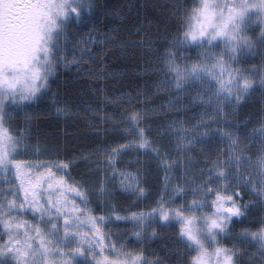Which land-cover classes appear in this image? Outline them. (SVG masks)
<instances>
[{"label": "trees", "instance_id": "obj_1", "mask_svg": "<svg viewBox=\"0 0 264 264\" xmlns=\"http://www.w3.org/2000/svg\"><path fill=\"white\" fill-rule=\"evenodd\" d=\"M200 1L84 0L79 15L72 18L80 34L90 41L85 54L73 68L57 67L40 93L23 105L33 117L31 135L17 147L39 149L45 159L78 157L71 175L89 189L97 214L103 215L112 206L122 214L149 212L164 179L167 165L159 156L129 149L115 158L118 171L134 173L143 181L142 186L151 191L146 197L126 194L117 185L111 165L98 155L109 145L125 141L122 128L132 108L144 113L142 126L147 129L146 135L160 148L161 155L167 151L165 159L169 162L180 155L185 163L198 169L204 167L206 157L216 159L219 155L224 159L228 155V140L220 130L238 135L249 146L247 150L259 154L262 139L254 133L264 125V89L259 83L264 72V24L250 31L248 45L239 48L236 67L243 75L254 78L255 83L248 91L233 85L225 98L207 71L200 70L199 79L193 75L183 80H178L173 71L201 61L211 68L216 57L221 64L230 66L231 54L207 59L199 52L200 45L186 36L194 27ZM212 70L219 73L220 67ZM237 96L241 97L239 101ZM201 119L203 123L198 124ZM13 123L23 127V112ZM179 129H207V133L184 145L178 139ZM177 144L182 151L176 148ZM22 155L18 159H31ZM141 155L144 157L138 158ZM240 191L243 199H237L241 205L250 198L259 201L244 188ZM260 210L259 203L249 205V216L256 219H252L251 225L239 221L231 231L237 233L246 226L254 229ZM156 224L158 233L164 235L151 236L144 243L145 256L152 258L154 264L187 260V253L182 255L180 247L183 243L176 237L179 227L160 218ZM252 249L251 245L249 251Z\"/></svg>", "mask_w": 264, "mask_h": 264}, {"label": "snow or ice", "instance_id": "obj_2", "mask_svg": "<svg viewBox=\"0 0 264 264\" xmlns=\"http://www.w3.org/2000/svg\"><path fill=\"white\" fill-rule=\"evenodd\" d=\"M216 14L215 8L209 5L208 0H202V7L197 10V17H194L198 18L197 26L186 33V36L193 40L198 35L206 36L208 28L213 26ZM70 15H79V9L72 6L69 0H0V92L6 96L10 94L12 103L17 104V108H13L11 104L6 106L0 101V168L7 169L14 175V180H10L8 184V190L0 192V223L5 229V232H0V255L12 254L17 264H24L23 258L28 255V250L34 247L31 241H35L39 244L37 251L42 250L45 254L60 253L61 264H74L75 256H84L89 260V264H154V260L146 257L142 248L140 251H124L125 245L118 246V243L111 239V229L105 230L109 218L116 221H142L146 218L144 212L127 211L122 214L112 206L103 215L93 214L92 208L89 207V189L71 175L78 157L45 159L43 153L37 149L25 153L31 159H17L21 153L16 151V147L30 137L33 118L26 108L18 104L17 89L33 95L42 90L40 80L47 79V76L42 77L41 74L42 62L47 58L55 60L58 50L62 55L66 56L67 53V49L59 44V35L54 34L52 29L59 18L67 19ZM220 15L223 16L222 10ZM223 35L224 28L218 27L212 39ZM216 66L220 67L219 73L212 70ZM255 67L253 65V70ZM200 70L207 71L211 80L219 85L217 91L231 92L233 89L230 85L248 91L255 83V79L250 75H243L241 69L219 63L218 57L211 68L201 61L199 64L192 63L189 68L183 70L173 69L178 80L193 75L199 79ZM259 83L264 89V72L260 74ZM177 87L180 85L177 84ZM28 98L21 96L20 100ZM240 99L241 97L237 96V100ZM20 112H23V127L13 123ZM144 119L142 111L135 108L128 111L125 117L127 123L122 128L127 137L125 141L109 145L98 155L111 165L113 175H116L118 170L115 158L129 149L150 151L167 165L149 215L158 213L162 221L171 219L179 222V228L175 231L176 237L187 241L186 245L182 244L180 247L183 249L182 255L187 253L188 258L178 264H264V188L256 189L253 182L251 187L259 196V201L250 198L241 205L237 199L238 196L243 199L239 183L232 187V180L227 172V167L230 166L226 164L228 160L234 159L237 162V172L240 170L239 161L242 158L247 157L251 161V156L245 151L249 146L244 144L238 135L224 133L229 138L228 155L224 159L219 155L216 159L206 157L204 167L198 169L190 162L185 163L180 155L172 157L169 162L165 159L167 151L161 155L160 148L146 135L147 129L142 126ZM197 123H203V120ZM176 148L183 150L180 144H177ZM260 151L264 153V138L261 140ZM141 157L144 155L138 156ZM258 161L264 169V156L258 157ZM120 175L124 173L121 172ZM236 179L239 181L240 177L237 176ZM248 179L249 177H244L245 182ZM68 180L72 183H68ZM142 185L143 181L138 178H130L125 187L146 197L151 189ZM73 196L79 198V203ZM177 200L180 202L177 203ZM257 203L261 205V210L255 228L246 226L233 233L231 229L237 222L245 221L251 225L252 219H256L250 218L248 208L249 205ZM29 209L33 214L42 210L47 213L52 219L50 228L62 231L64 240L68 239L69 234L78 237V240L65 247L63 242L57 243L47 238L41 225L23 218ZM205 209L212 211L205 212ZM73 218L86 223L89 226L87 230L73 231L67 227ZM200 219L209 221V231H219L220 238L213 237L211 251L194 230L195 222ZM140 228L143 229L142 223ZM21 231L23 237L19 235ZM158 234L164 235L162 232L158 233L155 227L149 231V236ZM131 235L143 239L140 230H133ZM85 237H89L87 248L82 243ZM221 240L226 243L222 244ZM253 243L256 247L249 251ZM228 244H231V247L227 246ZM192 252H195V255H192ZM69 253L71 257L68 256ZM124 256L131 257V261L121 259Z\"/></svg>", "mask_w": 264, "mask_h": 264}, {"label": "rangeland", "instance_id": "obj_3", "mask_svg": "<svg viewBox=\"0 0 264 264\" xmlns=\"http://www.w3.org/2000/svg\"><path fill=\"white\" fill-rule=\"evenodd\" d=\"M84 0H69L72 6L76 8H80L83 5ZM208 3L210 6H213L216 10V15L213 19V26H210L208 28V33L204 37L197 36L196 39H191V42L196 43L197 45H200L199 52L207 57V59H211L212 57L218 55L220 58H224L228 54H231V68H236L239 64V48L240 47H246L249 43L250 39V31L259 25L264 24V0H208ZM228 6H225V5ZM202 7V0L200 1L199 8ZM198 8V9H199ZM223 11V16L220 15V11ZM197 17V15L195 16ZM196 22L194 24V27L189 30L192 31L197 26V19L195 18ZM74 21L72 18V15H70L67 19L61 17L58 19V22L55 27H53L52 32L54 34H58L60 37L59 44L62 46V48L67 49L66 56L62 55L60 51H57V58L55 60H51V58L45 59L41 64V74L42 77L47 76V79L52 77L54 75V71L57 67L60 68H73L74 66H77L79 61L82 59L84 52L87 49L88 43V37L82 36L80 32L78 31V28L74 25ZM218 27H223L225 31V35L223 36H216L215 39H212V36L217 31ZM221 37V38H220ZM228 61V60H227ZM228 61V62H229ZM220 63V60H219ZM44 78H41L40 80V87L41 89L44 88V85H46V80ZM229 87L233 88V85H230ZM41 91V90H40ZM35 93L34 95L30 92H22L20 88L17 89V102L20 106H23L27 102L32 101L39 93ZM226 91H220V94L223 95V97H229V94ZM209 95V94H208ZM21 96H27L28 99L20 100ZM212 96V95H211ZM0 101L3 102L5 105H10L12 107H17V104H13L10 99V94L6 96L5 93L0 92ZM220 112L222 110L220 109ZM184 129H179L176 132L178 133V139L183 143L184 145H188L191 143L192 138L196 137H203L205 133H207V129H196L191 132H183ZM224 133H227L223 130H220V134H222L224 139H229L227 135ZM254 136H256L257 139L264 138V125L259 127L255 133ZM12 147V146H11ZM10 147V148H11ZM16 151L22 153L24 157H28L25 155L28 150L25 146H23L22 150L16 147ZM245 151L248 153V155L251 156V161L248 160L247 157L242 158L239 161V172L236 171V164L237 162L233 160L226 161L227 165H230L227 167V172L229 179L232 180V187H236L237 183H239L240 188H244L247 193L259 198V196L252 190L251 185L253 182H255V188L260 189L264 188V169L260 167V163L258 161V157L264 156V154L259 151V154L254 155L251 151L245 149ZM251 152V153H250ZM20 156V155H19ZM17 156V159L18 157ZM123 172L124 175H120V173ZM113 174V173H112ZM116 178L117 185L120 187V189L126 193V194H135L136 192L128 190L125 185L129 183L130 178L136 179L137 176L129 171H118L117 174L113 175ZM239 176L240 180L237 181L236 177ZM249 177L248 181H244V177ZM173 182L175 180V176L173 175ZM67 179V177H66ZM10 180H14L13 172L7 171V169L0 168V192L7 191L8 190V184L10 183ZM123 182V183H121ZM68 183H72L71 180H68ZM90 197V205L89 207L92 208L93 214L95 215H102L97 214V206L94 204V200L92 199L91 195ZM74 199L77 200L79 203V198L73 196ZM240 199V197H237ZM180 201L177 200V203ZM205 212H211V209H205ZM70 215V214H69ZM145 219L141 220H128V221H116L112 218H109V220L105 224V230L111 229V239L118 243V246L120 244L125 245L124 251L130 252V247H136L139 246L140 250L141 248L143 251L145 250L144 243L151 237L149 236V231L153 227H157L156 221L159 217V214H151L149 215V212H145ZM43 217V218H41ZM24 219L33 220L35 223L42 226L44 229V233L46 234L47 238L53 239L57 243L63 242L64 246L67 247L68 244L75 243L76 240H78V237L72 236L69 234L68 239L64 240V236L62 231L50 228V225L52 224V219L48 217L47 213L43 212V210L40 213L33 214L32 210L29 209L26 216L23 217ZM171 224L175 225L176 227H179V222L176 220H169ZM141 223L143 224V229L141 230L140 226ZM62 224V221H61ZM170 224V225H171ZM209 221L206 219H200L195 222L194 224V230L198 236L199 239H201L207 247H209V251H211V244L213 237H217L220 235L219 231L217 229H212V231H209L208 228ZM121 225V226H119ZM63 227V226H62ZM67 227L73 229V231H79L80 229L87 230L89 227L86 223H81L80 221L73 218L72 222L67 225ZM133 230H140L141 236L143 237L142 240L138 239L136 236L131 235V232ZM0 232H5V229L3 227V224L0 223ZM21 237H23V232L21 231L19 233ZM33 235L35 233L33 232ZM135 240H132V239ZM89 237H85V240L83 243V246L85 248L88 247L87 240ZM180 243H183L184 245L187 244V241H182L179 239ZM22 243L24 241L22 240ZM31 243L34 245L33 248L28 250V255L24 257V264H61V255L60 253H48L45 254L42 250L37 251L39 249V244L35 241H31ZM45 243H47V239L45 240ZM182 245V244H181ZM252 246L255 248L256 244H252ZM107 254V253H106ZM192 255H195V252L191 253ZM69 257H71V254H68ZM74 264H89V260H87L84 256H75L74 258ZM90 259V258H89ZM121 259L131 261V257L124 256L121 257ZM0 264H17V261L13 258L12 254H6V255H0ZM143 264H146V262H143Z\"/></svg>", "mask_w": 264, "mask_h": 264}]
</instances>
